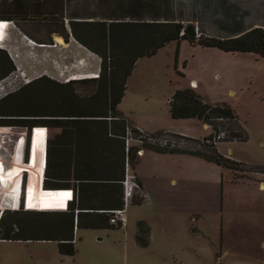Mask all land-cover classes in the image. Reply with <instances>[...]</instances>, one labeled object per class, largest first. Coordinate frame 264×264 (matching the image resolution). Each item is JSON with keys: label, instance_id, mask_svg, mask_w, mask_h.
Masks as SVG:
<instances>
[{"label": "rangeland", "instance_id": "obj_1", "mask_svg": "<svg viewBox=\"0 0 264 264\" xmlns=\"http://www.w3.org/2000/svg\"><path fill=\"white\" fill-rule=\"evenodd\" d=\"M177 1L184 5L189 2ZM232 1L239 7L238 11L241 15L246 13L243 19L246 22L262 20L264 0ZM48 17H51L49 13L45 15V18ZM206 22L205 27L208 31H204L202 36L215 37L227 33L220 31L213 20ZM50 34L49 31H34L31 38L36 42L51 44ZM28 40L30 39L23 38L17 32L13 35V43L20 49L18 51L20 58L17 60L19 66L13 62L8 52L3 50L9 62L7 67L0 70V79L11 72L16 73V67H19L20 72L29 81L26 84L21 80L17 81L16 87L19 88L0 99V121H13L12 123L26 121L32 124V127L0 124V129L24 132L26 138L23 140V148L21 147V159L29 162H32L36 156L42 157L44 161L46 145L44 128L47 130L49 162L47 174L50 179L47 186L52 188L55 186H51V183H59L54 181L58 173L70 176L73 170L76 135L74 128L51 124V121H58L60 118L51 114H57L56 111L58 113L68 111L61 107L65 90L59 92L53 89L56 88L55 83L77 80H68V78L80 69L73 65L76 63L75 56L68 55V51L65 50L61 54L51 53V48L44 50L29 43ZM85 62L88 65L85 64L81 70L85 67L93 69L97 67L95 68V77H97L100 58L96 55L93 60ZM7 68L9 70L5 72ZM41 76L42 81L33 82L32 86L25 87ZM191 80H195L196 84L191 85ZM127 81V92L117 107L124 117L136 118L141 122L142 129L152 136L159 131L174 130L193 138L175 137L179 147H175L177 149L175 152H163L167 153L166 156L164 154L156 156L151 152L156 150L142 147L143 151L150 153L149 156L141 157L142 171H147L152 178L147 179L150 200L140 205L129 202L126 208L129 211L126 214L129 220L134 216L149 220L150 242L146 245L137 244L131 225L127 228L122 225L118 228L75 229L73 255L61 254L57 241L51 239H0V264H229L253 260V253L257 250L230 248L226 239L224 248L230 251L223 259H219V244L216 246L215 241H220L222 182L225 201L223 231L226 235L230 230L227 213L230 211V215L233 214L228 203V195H236L233 198L242 196L237 191L230 192V182L234 180L238 170L221 165L213 168V161L199 154H208V150L213 148L203 140L211 134V128H204L197 118H172L168 100L176 90L192 87L205 102L228 104L235 111L239 123L246 131L247 139L218 140L217 149L222 153H227L231 149L230 156L241 160L248 167L264 166V58L252 52H227L217 47L193 45L187 40L171 41L159 48L155 54L140 57ZM95 88V84L84 85L75 82L73 85L74 91L83 97ZM219 122L223 127L230 124L225 119ZM1 139V157L5 166L10 167L14 152V135H3ZM184 143L186 144L183 145ZM129 168L133 173L131 164ZM239 172L245 177L256 178L257 184L259 181L257 179L264 177L260 176L261 171L256 169ZM157 175L161 176L155 179ZM25 178L23 177V192L21 190L20 193L15 188L9 191L7 183L3 186L0 184V203L6 206L4 210L10 212L6 221L27 227L30 234H41L42 229L51 234V226L62 221L59 215L36 211L29 214L13 213L23 208L22 193H24ZM171 179H175L176 184L172 183ZM136 193L141 195L140 191ZM17 200L21 202L19 207L11 209L14 203L17 204ZM96 203L99 204L98 201ZM217 203L219 218L215 219L213 208H216ZM45 209H51V201L45 202ZM234 219L233 217L232 221ZM39 228L41 229L36 231Z\"/></svg>", "mask_w": 264, "mask_h": 264}, {"label": "trees", "instance_id": "obj_2", "mask_svg": "<svg viewBox=\"0 0 264 264\" xmlns=\"http://www.w3.org/2000/svg\"><path fill=\"white\" fill-rule=\"evenodd\" d=\"M134 1L135 4L133 3L131 6L138 8L140 11L137 12L142 13L141 9L143 10L145 4L142 3V0ZM213 1H215L213 2V22L216 23L220 31L227 32L225 35L219 34L215 37L200 35L197 37L196 29L200 34L204 31H200V24L198 22V25H196V20L180 18H165L163 20L154 18L145 20L140 13H132L131 16L134 17L131 20L125 21L121 19L108 23L98 22L95 26L94 24H90L91 26L86 28L85 31H76L73 25L71 27L72 31H69V33L66 31L60 33L65 41L68 40L69 34H71L77 42L100 58V70L97 77L79 78L75 81L55 83L57 89L55 87L54 89L52 88L59 92L65 90L66 94L62 96L61 107L68 109V111L59 113L56 111L55 113L57 114H51L52 116L60 117L59 120L57 119L58 121H51V124L74 128L76 134L74 138L75 148L73 150L74 166L70 174L74 180L72 186L76 191V200L71 202L68 208L65 205L63 209H45L46 201L62 199L59 195L60 190L64 189L47 186V182L50 179L47 174L49 162L47 159L48 135L46 130L44 187L41 190V208L35 211L59 215L62 221L51 226V234L46 233L42 229L41 234L34 235L28 232L27 227L13 221H6L7 215L10 212L3 210L0 213V239H51L57 241L58 250L61 254L73 255L75 253V228L119 227V225L109 223V214L105 210L118 208L122 205L121 180L124 177L125 161L123 136L129 122L117 107L124 96L127 78L136 61L140 57L155 54L159 48L168 42H179L180 40H187L193 45L217 47L227 52H252L258 54L260 57H264V24L261 27L244 31L246 22L243 19H245V15L239 13V7L236 6L235 2L228 4L227 0ZM218 15H221V17ZM262 19L264 23V15ZM3 50L6 49H0V70L7 67L6 65L9 62ZM8 70L9 68L5 69V72ZM42 80L41 76L32 80V83L25 85V87L32 86L34 83ZM75 82L84 85L95 84L96 88L86 97H83L74 91L73 85ZM48 89L46 88V90ZM20 92L22 93V90ZM52 102L56 101L52 100ZM168 105L172 118H197L211 127V134L203 140L213 146L212 150L209 151L207 149L208 154L196 151L195 153L205 155L218 165L234 170L256 169L264 172V166L254 168L244 166L243 163L219 153L215 148V143L218 140L245 141L247 139L246 131L239 123L235 111L228 104L205 102L192 87H189L176 90L169 98ZM56 106L58 107V105ZM224 119L230 123L229 125L226 124L225 128L219 122ZM53 120L55 119L53 118ZM12 122L0 121V124H15L24 126L25 128L32 127V124L26 121ZM33 126L39 127L38 125ZM223 131L224 135L217 137ZM162 133L160 132L155 136H160ZM140 145L152 148L158 152H175L177 150V147L160 146L146 141ZM138 150L139 147L137 146L129 148L128 160L131 165L134 163ZM42 160V157L36 156L31 163L42 164ZM57 176L56 178L59 179L63 174L58 173ZM21 190L23 192V183ZM98 194H101L100 196L103 200L102 202H98L99 204L87 202L85 199L84 201L81 200L84 196L90 199L93 195ZM141 199L142 196L135 193L131 202L139 203ZM23 202L24 200L22 204ZM65 209L67 210L65 211ZM19 212L25 214L32 213V211L23 208L13 213L17 214ZM40 229H36V231ZM148 233V225L144 221H138L137 233L135 235L137 244H148Z\"/></svg>", "mask_w": 264, "mask_h": 264}, {"label": "crops", "instance_id": "obj_3", "mask_svg": "<svg viewBox=\"0 0 264 264\" xmlns=\"http://www.w3.org/2000/svg\"><path fill=\"white\" fill-rule=\"evenodd\" d=\"M188 1H189L188 4L184 5V3L177 0H142V3H144L145 6L143 10L141 9L142 13H140L137 12L140 11L138 8L131 6V4L133 3L135 4L134 0H4V2L0 0V21L6 22V26L3 29V31H5L3 48L7 50L13 62L17 66H19V64H17V60L18 58H20V55L18 54V51H20V49L17 44L13 43V35L15 34V32H17L18 34H21L23 38L31 39L32 42L36 43L34 45L38 47H39L38 44L45 45L44 47L40 46L39 48H43L44 50L51 48V53L59 52L61 54L63 53V51L65 52V50L68 51L69 53L68 55L75 56L76 63L73 65L76 66L77 69H80L76 72H73L71 76H74V78H93L96 75L95 70L97 69V67H95L96 69L85 67L84 70H81V68H84V65L86 64L85 62L86 60L91 61L94 58H96V55L90 52L83 45L78 43L71 36V34H69L68 40L65 41L60 33H62L63 31L69 33V31H72L71 27L73 25L76 31H85L86 28L91 26L90 24H94L95 26V24L98 22L108 23L111 21H117L121 19H124L125 21L131 20L134 17L131 16L132 13L133 14L140 13L145 20H151L154 18L160 20H163L165 18H175V19L180 18L186 20L192 19V20H196L195 22L196 25H198L197 23L199 22L201 27L200 31H208L205 25L207 24L206 22L207 20H213V0L211 1L188 0ZM227 2L228 4L234 3V1L232 0H227ZM208 7H210L211 10ZM262 11L264 15V10L262 9ZM48 13L51 15V17L45 18V15ZM10 16L14 18H11ZM12 19L13 21H11ZM263 24H264L263 19L259 22H252V23L246 22L244 31H248L255 27H261ZM34 31H49L51 33L50 34L51 44L44 42H36L32 40L31 36L33 35ZM57 38H60L61 41H58ZM256 55L260 57L258 54ZM80 61H83L84 63ZM86 65H88V63ZM127 83H126V89L124 95L127 92L126 91ZM195 84H196L195 80H191V85H195ZM125 118L132 126L138 127L140 129L143 128L141 122H139L136 118H128L126 116ZM201 123L204 128H211L207 123H203L202 121ZM166 131L169 133H182V132H176L174 130L173 131L165 130L163 132ZM158 133H160V131ZM184 135L186 138L193 139L191 136H187L186 134ZM185 144L186 143H184L183 145ZM131 145L139 147L136 158L134 160V163L131 165V168L137 181L141 185L140 193L142 199L139 203H136V205H140L150 200L149 192L147 189V179H152V178L148 175L147 171L144 170L142 171L143 167L141 166V159H142L141 157L149 156L150 153L147 154L146 151H143L144 150L142 149L143 146H141L139 143L133 142ZM215 148L217 149L216 143H215ZM217 151L223 155L229 156L231 159L235 161H239V162L241 161L239 159L232 158L230 156L229 153L231 149H229L227 153H222L218 149ZM151 152L152 153L154 152L153 154H156V156H162L163 154L164 156H166L165 154H167L158 151H151ZM138 156H140V158H138ZM171 156H176V155H171ZM198 158L202 159V157H198ZM216 165L218 164L213 162V168H217ZM244 166H246V164ZM242 172H239L238 170V172L235 173L234 180L230 182L231 183L230 192L237 191L238 194L242 196H237L233 198V196L236 195H231V194L228 195L229 196L228 203L230 204L233 210L232 215L235 219L232 221L233 217L232 215H230V211H228L227 220L230 221L231 227L229 225L230 230H228V233L226 235L224 234L223 231V222L225 216L224 213L225 201H224V184L222 182V197L220 203V211H221L220 241L219 242L215 241V244L216 246L219 244V250H220L219 259H223L224 256L227 255V253L230 251L229 249L224 248L225 239L230 244L229 246L230 248L233 249L237 248L239 250H249L254 248L255 250H257L255 253H253L254 254L252 256L253 260L231 262L229 264H262L264 263V177L261 179H257L259 180L257 184L255 180L256 178L251 176L245 177V175ZM259 175L264 176V172H260ZM160 176L161 175L159 176L157 175L155 179H158V177ZM221 176L223 178L224 176L223 172ZM54 181H57L59 183L56 184L51 183V186H55L52 188H64V189L73 187L72 184L74 182L73 177L71 175L66 176V174L59 179H54ZM171 182L176 184L175 179H171ZM100 195L101 194L93 195L92 198L87 199L85 198L86 196L85 194V196L81 200L84 201L85 199L87 202H97V201L102 202L103 200ZM131 203L135 204L134 202ZM65 205H66V201H64L63 199L51 201V209H55V210L63 209L65 208ZM128 211L129 209H126V213ZM213 212L215 219L219 218L218 203L216 208H213ZM138 221H144L148 225L149 227L148 243H149L150 230H151L148 222L149 220H144L143 218H141V216H134V218H131V220H129V217L126 214V222L124 227L127 228L128 226L130 227V225L133 227L134 239H135V235L137 233ZM75 229H79V228H75ZM87 229H102V228H87Z\"/></svg>", "mask_w": 264, "mask_h": 264}, {"label": "built area", "instance_id": "obj_4", "mask_svg": "<svg viewBox=\"0 0 264 264\" xmlns=\"http://www.w3.org/2000/svg\"><path fill=\"white\" fill-rule=\"evenodd\" d=\"M3 21H0V25ZM196 36L199 37L201 34L196 29ZM31 40V39H30ZM16 73L11 72L2 79H0V99L8 95L9 93L14 92L19 87H16L17 81L21 80L23 84L28 83L29 79L20 72L19 67H16ZM18 72V74H17ZM78 78L69 77L68 80H73ZM224 133L221 132L217 137L223 136ZM170 136L171 138H168ZM185 137L183 133H169L164 132L160 136H152L145 133L142 129L134 127L131 125L126 126L124 139V152H125V161H124V177L121 180L122 184V205L118 208L105 210L109 214V223L113 225H125L126 222V208L129 202H131L134 194L140 190L139 182L137 181L135 175L130 172V164L128 160L129 148L132 146L133 142L142 144L144 141L157 144L160 146H170L176 147L179 144L176 143L175 137ZM173 138V139H172ZM61 198L66 201V206L76 200V191L73 187L65 188L60 190Z\"/></svg>", "mask_w": 264, "mask_h": 264}, {"label": "bare ground", "instance_id": "obj_5", "mask_svg": "<svg viewBox=\"0 0 264 264\" xmlns=\"http://www.w3.org/2000/svg\"><path fill=\"white\" fill-rule=\"evenodd\" d=\"M1 25H3V28L0 29V32H2V35H0V47L3 48L4 47L3 40L5 36L4 35L5 31H3V29L6 26V22L1 23ZM57 40L61 41L60 38H57ZM29 42L31 44L32 43L36 44L35 42H32L31 40ZM38 45L39 47L45 46L44 44H38ZM71 77L74 78V76H71ZM44 130H45L44 133L46 135V129L44 128ZM7 134L14 135V143H13L14 152H13L12 163L10 167H6L1 157L2 139L0 140V183H1V180L4 182L6 181L7 184L9 185V188H8L9 191L10 189L12 191L14 188L18 190V183L20 181V178L22 177V183H23V177L25 178V174H26V178L24 179V193H23L24 202L23 204L26 203L30 206H28L27 208H24V205H23V208L26 210H30V211L39 210L41 208L40 199L42 196V191H41L42 188L38 186H40L41 184V179L43 178L44 180L45 163L41 165L37 163L27 162L24 160L22 161L21 147H22L23 140H24V132L23 131L12 132L8 130L0 129V138H2L3 135L5 136ZM44 160H45V155H44ZM8 169H10V172L6 173V170ZM0 204H2L0 205V210H4L6 206L3 203H0ZM10 208L13 210L16 209V207H10Z\"/></svg>", "mask_w": 264, "mask_h": 264}, {"label": "clouds", "instance_id": "obj_6", "mask_svg": "<svg viewBox=\"0 0 264 264\" xmlns=\"http://www.w3.org/2000/svg\"><path fill=\"white\" fill-rule=\"evenodd\" d=\"M3 22H5V21H3ZM25 138H26V136H25ZM24 138V139H25ZM23 148V147H22ZM23 150V149H22ZM21 155H22V152H21ZM45 161V160H44ZM45 162H43V164H44ZM10 172V169H8V170H6V173H9ZM7 182L5 181H2L1 180V185L3 186V185H5ZM21 187H22V177L20 178V181H19V183H18V193H20L21 192ZM43 187V178L41 179V184H40V188H42ZM18 193H17V196H18ZM20 201L19 200H17V204L16 203H14V207H19V205H20ZM28 206H30V205H28V204H26V203H24V208H27ZM67 208H68V206H67ZM65 210H67V209H65ZM3 210H0V213L2 212Z\"/></svg>", "mask_w": 264, "mask_h": 264}, {"label": "snow or ice", "instance_id": "obj_7", "mask_svg": "<svg viewBox=\"0 0 264 264\" xmlns=\"http://www.w3.org/2000/svg\"><path fill=\"white\" fill-rule=\"evenodd\" d=\"M3 28V25H0V29H2ZM0 35H2V32H0Z\"/></svg>", "mask_w": 264, "mask_h": 264}]
</instances>
